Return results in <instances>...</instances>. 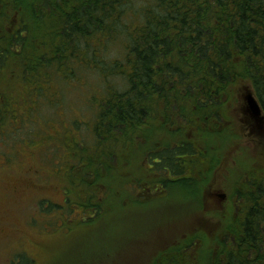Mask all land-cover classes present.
<instances>
[{
  "label": "trees",
  "instance_id": "trees-1",
  "mask_svg": "<svg viewBox=\"0 0 264 264\" xmlns=\"http://www.w3.org/2000/svg\"><path fill=\"white\" fill-rule=\"evenodd\" d=\"M90 71L96 80H88ZM72 86L89 106L80 109L81 124L63 117ZM247 91L264 111V0H0V139L8 143L10 131L17 136L12 156L0 152V169L13 168L4 164L18 162L25 141L50 147L48 154L65 157L68 170L44 177L62 181L65 200L41 199L38 207L68 205L56 214L66 225L61 235L72 240L86 224L107 244L126 246L86 247L72 264H195L201 254L211 264H264L259 150L262 171L245 169L253 176L243 190L234 183L235 206L242 209L230 227L205 243L163 235L155 249L142 238L125 242L167 225L169 194L186 196L193 206L206 194L202 170L239 136L234 105ZM11 102L20 103L16 120ZM63 123L77 126L78 137ZM49 236L46 254L57 240Z\"/></svg>",
  "mask_w": 264,
  "mask_h": 264
},
{
  "label": "rangeland",
  "instance_id": "rangeland-1",
  "mask_svg": "<svg viewBox=\"0 0 264 264\" xmlns=\"http://www.w3.org/2000/svg\"><path fill=\"white\" fill-rule=\"evenodd\" d=\"M111 46V48H108V52L112 53L115 51V47ZM95 74L91 71L88 72V80H96ZM95 88L97 91L96 85ZM65 92L67 93L65 112H68V114L63 115V117L67 116L66 122L70 119L72 121L76 119L81 124L84 121L80 117H85V113H80V109L82 108L83 111H87L89 108L88 104H83V100L80 98L83 92L77 86H72V88H69ZM243 105V99L240 96L237 104L234 105L233 112L234 127L236 134H239V136L236 135L231 141L224 143L218 155L214 154L210 158V164L206 167L204 166L202 170L203 175L199 179L201 183L207 185L206 194L204 191L203 196L199 197V201L194 206L186 196H179L181 195L179 193H176L177 195L169 194L165 200L167 201V207L171 210L167 225L159 226L160 229H150L149 232L138 235L136 238L135 236L130 237L129 240L125 236V242L142 238L148 247L155 249V247H159L162 244V241L158 240V237L163 235L170 241L200 237L202 238V243H205L222 226L228 225L230 227L229 224L232 223L231 217L233 213H239L242 209L240 202L235 206L234 183L238 189L243 190V184H247L245 182L246 178L253 176L252 168L251 171L245 169L249 167H254V170L258 169L260 161L263 159V157H260L258 150L264 151V147L260 143L251 140L248 128L241 121L243 119ZM19 106L20 103L18 104L17 102H11L10 104L9 110L12 113L15 112L12 114L14 120L18 118ZM38 123L40 124L41 122L39 121ZM46 126L52 127L54 124L50 122ZM64 128L72 134V137H78L79 129L77 126L70 127L63 123L62 129ZM22 132L27 133L28 127L24 126ZM53 133L54 135L51 137L55 140L60 133L57 131ZM8 135V143H6V140L0 139V152H6L7 156H12L14 150L10 145L17 136L13 134V131H10ZM88 139L87 135L86 140ZM20 142L21 140L15 145H19ZM38 142L42 144V138L38 139ZM16 146L15 150L17 149ZM32 146V143L23 142L18 147L23 152L22 155L20 152L17 164L14 161H12L14 163L4 164L8 167L15 164L13 168H9L8 173L0 169V179H2L0 181V264H26V260L19 255L20 253L36 259L35 263L32 264H72V258L74 259L78 256L76 260H80L79 257L83 256V254L79 250L86 247L88 250H94L112 246L115 252H117V248H125L126 246L113 244V242L107 244L103 233L90 227L88 228L86 224L80 228L81 231H78L79 235L74 240H72L71 236L66 237L65 235H61L65 234L63 230L66 225H61V217L56 213L63 215L61 210L65 211V207L68 205L64 204L60 209L55 211H47L45 208L38 207V200L49 198L56 203L64 202L62 181L58 178L53 179L44 176L49 174L53 169L57 173L63 174L64 171L68 170L65 163L67 160L62 156L52 158L48 154L51 152L49 151L51 148H48V146L34 148ZM26 147L32 148L27 149ZM88 149L90 150L89 147ZM0 160L4 161L1 157ZM50 160L54 164L52 165V169L48 163ZM258 170L262 171L261 168ZM219 193H225L226 196H229V199H226L227 197L225 196L226 201L225 199L218 200L217 194ZM214 199L221 202L217 204ZM206 201L208 205L204 208L203 204ZM228 202L231 205H228ZM198 204L202 210L196 211L194 207H198ZM49 218H55L56 221L51 222ZM73 218L76 220L74 216ZM98 225L101 226L100 223ZM48 234L57 236V240L49 247L46 254V243L52 240V237ZM31 243H36L35 245L38 246L34 248ZM208 247L210 250L211 247ZM196 249L197 252H202L199 244ZM215 251L216 249H212L213 253ZM197 252L194 253L195 256H197ZM211 263L212 261L208 254L203 256L201 254L198 262L195 264Z\"/></svg>",
  "mask_w": 264,
  "mask_h": 264
},
{
  "label": "flooded vegetation",
  "instance_id": "flooded-vegetation-1",
  "mask_svg": "<svg viewBox=\"0 0 264 264\" xmlns=\"http://www.w3.org/2000/svg\"><path fill=\"white\" fill-rule=\"evenodd\" d=\"M243 104H244V102H243ZM262 112L264 113L263 110H262ZM241 121L244 122L245 127L248 128L249 136L251 137V140H254L256 143H260L261 146L263 145V147H264V124H261V123L255 121L253 118H251L249 116V114L247 113V111L245 109V104L243 105V119ZM262 152L264 153V151H262ZM219 194H224L226 196L225 193H219ZM225 196H224V199L226 197H227L226 199H229L228 195L226 197ZM217 197H218V194H217ZM215 199H214L215 203L218 204L221 202V201L218 202L219 198H218V200H215ZM226 199H225V201H226Z\"/></svg>",
  "mask_w": 264,
  "mask_h": 264
},
{
  "label": "water",
  "instance_id": "water-1",
  "mask_svg": "<svg viewBox=\"0 0 264 264\" xmlns=\"http://www.w3.org/2000/svg\"><path fill=\"white\" fill-rule=\"evenodd\" d=\"M243 101L245 104V109L249 116L255 121L264 124V113L262 112L260 104L252 91H247L243 95ZM224 196V194H218L219 199H224Z\"/></svg>",
  "mask_w": 264,
  "mask_h": 264
}]
</instances>
